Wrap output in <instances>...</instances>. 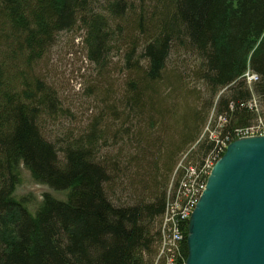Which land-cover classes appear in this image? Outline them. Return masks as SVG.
<instances>
[{
    "label": "trees",
    "instance_id": "16d2710c",
    "mask_svg": "<svg viewBox=\"0 0 264 264\" xmlns=\"http://www.w3.org/2000/svg\"><path fill=\"white\" fill-rule=\"evenodd\" d=\"M78 26L88 60L101 69L125 48L123 120L158 129L135 132L128 166L113 163L114 178L138 186L133 205L108 195L113 177L94 157L102 138L96 123L66 141L62 156L40 129L58 100L34 67L59 33ZM174 54L193 57V67L170 70ZM248 72L258 77L252 86ZM254 101L264 109V0H0V264H157L170 189L216 153L218 141L232 142L256 123ZM212 109L215 122L204 134ZM22 164L66 200L47 195L30 211L15 196ZM175 172L178 182L168 187ZM180 227L184 238L167 255L185 264L187 223Z\"/></svg>",
    "mask_w": 264,
    "mask_h": 264
},
{
    "label": "rangeland",
    "instance_id": "374dc122",
    "mask_svg": "<svg viewBox=\"0 0 264 264\" xmlns=\"http://www.w3.org/2000/svg\"><path fill=\"white\" fill-rule=\"evenodd\" d=\"M85 36L86 33L79 26L72 31L59 33L54 44L34 67V75L54 92L58 100L54 112L42 115L39 122L40 129L44 137L55 144L62 156L64 148L68 145L66 141L73 142L82 135L88 134L91 126L96 123L102 138L96 142L94 157L97 162L105 165L107 172L113 177L111 185L107 187L108 195L114 204L133 205L139 198L135 193L138 186L129 179L119 176L114 178L111 173L114 168L113 163L119 168L128 166L129 157L136 153L131 146L135 132L145 135L148 131H152L154 135L158 129L152 124L151 126L147 123L139 124L134 117L123 120L124 107L120 100L124 97L126 89V62L123 56L125 48L120 52L115 50L108 66L101 69L88 60ZM193 63H195L193 57L174 54L169 67L170 70L175 71L180 68L183 74L186 67L188 70L191 69L190 66L193 67ZM185 77H190L189 73L185 74ZM187 83L190 88L194 87L190 79ZM196 89L204 93L201 85H197ZM115 111L119 115L116 117L119 120L114 117ZM214 119L212 109L202 133L209 134ZM129 128L130 135L123 138L122 132H119ZM187 152L179 156L178 164ZM145 154L143 149L140 157ZM20 173L21 183L15 191V196L18 199H26L28 208L33 213L38 210L47 195L59 201L66 200V192L54 191L46 185L35 182L24 164L20 166ZM169 179L168 187L174 186L178 182L177 173L172 174Z\"/></svg>",
    "mask_w": 264,
    "mask_h": 264
},
{
    "label": "water",
    "instance_id": "95a60500",
    "mask_svg": "<svg viewBox=\"0 0 264 264\" xmlns=\"http://www.w3.org/2000/svg\"><path fill=\"white\" fill-rule=\"evenodd\" d=\"M186 264H264V136L232 142L188 227Z\"/></svg>",
    "mask_w": 264,
    "mask_h": 264
},
{
    "label": "built area",
    "instance_id": "2783aa9c",
    "mask_svg": "<svg viewBox=\"0 0 264 264\" xmlns=\"http://www.w3.org/2000/svg\"><path fill=\"white\" fill-rule=\"evenodd\" d=\"M244 78L249 86H252L258 80L257 75L250 72L246 73ZM249 107L259 108L256 101H254V104H250ZM237 135L238 138L264 136V117L259 118L254 125L242 130ZM212 137L217 139L215 135ZM218 143V151L207 157L201 167L192 166L185 170L184 178L175 193L173 188L170 189L162 225V246L157 264L162 262L176 264L175 260L171 257L168 258L169 255L167 254H174L173 251L181 244L184 233L180 226L184 223L188 224L189 218L206 189L208 177L214 165L230 144V140L227 138L221 142L218 141Z\"/></svg>",
    "mask_w": 264,
    "mask_h": 264
},
{
    "label": "bare ground",
    "instance_id": "6f19581e",
    "mask_svg": "<svg viewBox=\"0 0 264 264\" xmlns=\"http://www.w3.org/2000/svg\"><path fill=\"white\" fill-rule=\"evenodd\" d=\"M254 111H255V113L257 115V120L259 118H261V117H264V109H259V108L256 109L255 108ZM220 122H221V127H223V125L225 124V120L224 119H221ZM249 137H256V136H249ZM249 137H243V138H249Z\"/></svg>",
    "mask_w": 264,
    "mask_h": 264
}]
</instances>
